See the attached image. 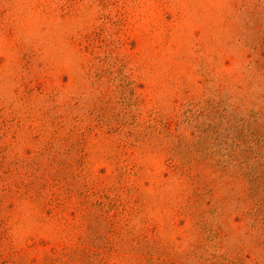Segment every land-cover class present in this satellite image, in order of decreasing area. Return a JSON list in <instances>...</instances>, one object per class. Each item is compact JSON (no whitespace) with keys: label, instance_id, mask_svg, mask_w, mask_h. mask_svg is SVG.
Listing matches in <instances>:
<instances>
[{"label":"rangeland","instance_id":"rangeland-1","mask_svg":"<svg viewBox=\"0 0 264 264\" xmlns=\"http://www.w3.org/2000/svg\"><path fill=\"white\" fill-rule=\"evenodd\" d=\"M22 257L264 264V0H0V264Z\"/></svg>","mask_w":264,"mask_h":264},{"label":"trees","instance_id":"trees-1","mask_svg":"<svg viewBox=\"0 0 264 264\" xmlns=\"http://www.w3.org/2000/svg\"><path fill=\"white\" fill-rule=\"evenodd\" d=\"M72 255H73V254L70 253V252H66V253H65V256H67L68 258L70 257L71 259H72ZM27 261H28V260H27L25 257H22L20 261H17V260L11 261V264H28ZM45 262H46V264H49V263H51L52 261H50L49 258H46V259H45ZM61 263H62V264H67V263H66V260H63V261L60 260V264H61Z\"/></svg>","mask_w":264,"mask_h":264}]
</instances>
